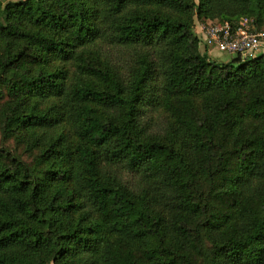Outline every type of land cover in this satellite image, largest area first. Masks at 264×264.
<instances>
[{
    "label": "trees",
    "instance_id": "1",
    "mask_svg": "<svg viewBox=\"0 0 264 264\" xmlns=\"http://www.w3.org/2000/svg\"><path fill=\"white\" fill-rule=\"evenodd\" d=\"M243 16L264 0H0V264H264V53L194 27Z\"/></svg>",
    "mask_w": 264,
    "mask_h": 264
},
{
    "label": "built area",
    "instance_id": "2",
    "mask_svg": "<svg viewBox=\"0 0 264 264\" xmlns=\"http://www.w3.org/2000/svg\"><path fill=\"white\" fill-rule=\"evenodd\" d=\"M195 34L200 46L213 47L228 56L237 54L246 57L264 46L263 31H244L227 22H198L195 25Z\"/></svg>",
    "mask_w": 264,
    "mask_h": 264
},
{
    "label": "rangeland",
    "instance_id": "3",
    "mask_svg": "<svg viewBox=\"0 0 264 264\" xmlns=\"http://www.w3.org/2000/svg\"><path fill=\"white\" fill-rule=\"evenodd\" d=\"M3 1H8V0H3ZM196 23H198V21L195 20L194 18V27L196 25ZM235 27H239L241 28L242 30L244 31H249V32H256V29L251 25V18H248V17H241L238 21V23L235 25ZM264 32V28L261 30ZM199 50L200 51H203L202 50V46L199 45ZM258 50L262 51L264 50V46L260 47ZM257 50V51H258ZM257 51H255L253 54H252V57H256L258 56L259 54H262V53H258ZM251 57V58H252ZM212 60H214L212 57H210ZM226 58H222L220 59V61H225ZM217 61V60H215ZM153 119L157 121L158 125L162 124L163 122L167 121L168 120V115L160 110V111H157V112H154L153 113ZM67 135H70V132H67ZM68 139H70V137H68ZM72 142V141H71ZM9 145H12V141L9 142ZM18 153H21L23 155V158L28 161L29 160V156L28 155H25L24 153H22V148H18L16 150Z\"/></svg>",
    "mask_w": 264,
    "mask_h": 264
},
{
    "label": "crops",
    "instance_id": "4",
    "mask_svg": "<svg viewBox=\"0 0 264 264\" xmlns=\"http://www.w3.org/2000/svg\"><path fill=\"white\" fill-rule=\"evenodd\" d=\"M202 50L203 51H201V52H205V54L210 58V57H212L213 59H214V61L215 60H217L216 62H218V63H225V62H228L229 60H231L232 59V57L231 56H228V55H226V54H223V53H220L219 51H217V49H215V48H211V47H203L202 46ZM258 53H264V50H262V51H260V50H258L257 51ZM254 53V52H253ZM252 53V54H253ZM251 54V55H252ZM222 58H226V60L225 61H220V59H222ZM211 59V58H210Z\"/></svg>",
    "mask_w": 264,
    "mask_h": 264
},
{
    "label": "water",
    "instance_id": "5",
    "mask_svg": "<svg viewBox=\"0 0 264 264\" xmlns=\"http://www.w3.org/2000/svg\"><path fill=\"white\" fill-rule=\"evenodd\" d=\"M231 57H232L233 60H236L238 58V55L237 54H233Z\"/></svg>",
    "mask_w": 264,
    "mask_h": 264
}]
</instances>
